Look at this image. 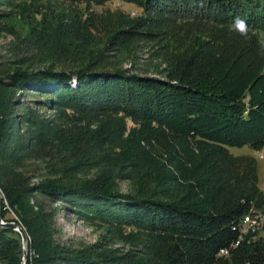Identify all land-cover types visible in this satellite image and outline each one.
<instances>
[{"label": "trees", "instance_id": "16d2710c", "mask_svg": "<svg viewBox=\"0 0 264 264\" xmlns=\"http://www.w3.org/2000/svg\"><path fill=\"white\" fill-rule=\"evenodd\" d=\"M145 1L159 13L168 9L224 29L240 16L249 32H264V0ZM72 48L60 47L66 58L29 60L0 75V217L30 239L26 264H143L59 247L52 215L30 204L33 195L65 204L84 219L146 232L166 247L158 264H264V237L252 241L238 231L251 214L250 202L225 195L203 163L215 148L264 147V99L245 100L219 75L160 80L110 68L82 44ZM24 93L42 97L36 105L56 110V122L32 110L17 114ZM22 124L28 125L24 134ZM87 167L95 170L92 176L81 174ZM31 170H42L41 178L28 175ZM177 179L182 196H167L165 187ZM119 181L132 182L131 190L123 192ZM20 248L19 235L0 227V260L20 264Z\"/></svg>", "mask_w": 264, "mask_h": 264}, {"label": "rangeland", "instance_id": "374dc122", "mask_svg": "<svg viewBox=\"0 0 264 264\" xmlns=\"http://www.w3.org/2000/svg\"><path fill=\"white\" fill-rule=\"evenodd\" d=\"M188 4L191 5V1ZM159 12L145 0L138 4L123 0H0V75L6 76L19 68V63L29 64V60L39 64L54 55L66 58L58 53L61 46L67 49L82 44L110 68L160 80H170L169 76L180 74L193 78L204 74L219 75L224 79L223 84L235 89L245 100L264 99V32H249L245 37L230 29L193 21V17H183L168 9ZM65 40L69 44L59 45L58 41ZM235 49L240 55L230 56L229 51ZM36 100L43 98L22 94L24 104L16 108L17 114L32 110L56 122L58 112L38 107ZM95 120L90 122L91 130L98 127ZM125 122L131 125L129 120ZM18 127L20 134H24L28 125ZM201 152L200 159L205 154ZM225 152L215 148L203 163H207L205 168L212 169L213 179L218 180L225 195L236 199L243 197L242 201L250 202L251 214L247 215L251 216V224L243 235L257 240L264 237V147L259 151L247 146L230 147ZM94 172L87 167L81 174L92 176ZM29 174L39 180L43 173L31 170ZM179 182V179L171 181L165 187V194L181 197ZM118 184L123 192L132 188L129 181ZM30 204L42 205L44 212L52 215V240L59 247L106 251L143 264L164 261L165 245L136 227L84 219L69 211L67 205L40 195L31 196ZM17 226L13 231L21 241L19 262L26 264L32 254L30 239L24 229ZM21 232L25 241H22ZM0 264L7 263L0 260Z\"/></svg>", "mask_w": 264, "mask_h": 264}, {"label": "clouds", "instance_id": "9594fccd", "mask_svg": "<svg viewBox=\"0 0 264 264\" xmlns=\"http://www.w3.org/2000/svg\"><path fill=\"white\" fill-rule=\"evenodd\" d=\"M230 30L239 33L241 36H248L249 25L245 18L237 16L233 19L230 25Z\"/></svg>", "mask_w": 264, "mask_h": 264}, {"label": "water", "instance_id": "95a60500", "mask_svg": "<svg viewBox=\"0 0 264 264\" xmlns=\"http://www.w3.org/2000/svg\"><path fill=\"white\" fill-rule=\"evenodd\" d=\"M0 227L9 228L12 230H16L18 228V226L14 224L13 222H10V223L2 222L1 217H0ZM21 236H22V241H25V236L23 232H21Z\"/></svg>", "mask_w": 264, "mask_h": 264}, {"label": "bare ground", "instance_id": "6f19581e", "mask_svg": "<svg viewBox=\"0 0 264 264\" xmlns=\"http://www.w3.org/2000/svg\"><path fill=\"white\" fill-rule=\"evenodd\" d=\"M243 218L245 219V220H249L250 222H251V216L250 215H245V216H243ZM242 220V219H241ZM240 220V221H241ZM253 223V222H252ZM251 224V223H250ZM250 225H248L246 228H240V232L242 233V234H244L246 231V229L249 227ZM250 228V227H249ZM253 231H254V229H253ZM227 253L226 252H222L221 253V255H226Z\"/></svg>", "mask_w": 264, "mask_h": 264}, {"label": "built area", "instance_id": "2783aa9c", "mask_svg": "<svg viewBox=\"0 0 264 264\" xmlns=\"http://www.w3.org/2000/svg\"><path fill=\"white\" fill-rule=\"evenodd\" d=\"M250 221L249 220H245L243 217H242V220L239 221L238 223V231H239V228H246L248 225H250ZM224 250H222L221 252H223ZM220 252V253H221Z\"/></svg>", "mask_w": 264, "mask_h": 264}]
</instances>
